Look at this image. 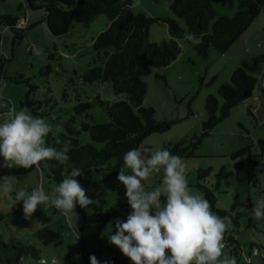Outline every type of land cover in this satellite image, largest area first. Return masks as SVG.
I'll use <instances>...</instances> for the list:
<instances>
[{"label":"rangeland","instance_id":"rangeland-1","mask_svg":"<svg viewBox=\"0 0 264 264\" xmlns=\"http://www.w3.org/2000/svg\"><path fill=\"white\" fill-rule=\"evenodd\" d=\"M50 1L56 3L54 0ZM166 5L167 0H132L131 9L151 17H173ZM236 11L237 0H234L231 6L215 5L216 17L221 14L233 16ZM2 14L17 16L21 20L19 25L24 29L21 31L22 38L16 39L14 31L0 26V54L3 55L2 58H8L5 78L0 81V123L8 118L13 107L17 111L26 109L33 115L30 108L20 105L28 88L26 81L13 80L19 74L37 86L33 93L35 99H43L47 92L46 86L50 87L48 94L54 97L50 102H55L53 111L62 117L71 115L70 112H73V106L77 103L92 101L94 105L87 112L77 115L76 119L87 113L86 120L89 123L104 121L107 116L98 100H116L124 94L116 95L109 82L84 83L77 73L97 57L92 49V39L105 28L108 21L106 16L98 15L89 23L75 22L69 34L55 36L41 20L42 9L29 8L25 0H1L0 15ZM179 23L186 28L183 19H179ZM149 33L152 43L160 44L163 39L169 38L168 25L162 21L152 22ZM258 54H264L263 13H260L224 51L210 46L208 55L203 57L181 41V52L175 59L166 66L153 68L143 77L146 94L142 104L154 109L156 119L171 120L174 123L165 132L147 136L142 145H149L153 150H157L165 142H175L180 138L199 134L201 124L206 118V96H217L218 86L229 79L233 69L242 60ZM47 66L51 70L41 74L46 71ZM258 80L259 86L254 89L252 95L234 106L229 116L202 139L201 144L194 149V157L181 158L186 166L187 182L195 181L198 168L210 167L212 176L219 168L232 169L234 160L231 153L245 145L251 146V155L259 153L257 141L258 138L264 137V95L259 89L261 87L264 90V60L260 63ZM49 104L43 103L40 111L49 109ZM54 116L55 114L52 118H42L51 126L50 132L56 134L57 129L61 127L53 119ZM79 137L83 142H91L87 132H82ZM3 164L12 162L3 161L0 157V239L5 242L31 239L40 247L39 259L26 256L23 264H67L71 261L84 264L85 251L89 255H95L100 264H116V260L131 262L117 246L108 243L107 235L109 232H115L114 224H107L96 237L93 235L94 227H89L83 222L81 211L88 213L91 205L87 208L76 205L75 211L79 217L76 221L71 214L65 215L46 204L38 205L32 217L25 219L22 202L16 203L15 193L19 190L31 191L42 186L47 194H51L55 184L48 183L37 169L23 173L17 171V166L4 167ZM263 168L264 159L259 160L254 167V182H239L230 178V186H222L221 191L217 193L216 206L230 213V216L223 217L228 225L223 243L228 242L229 234L236 239L232 245L225 244L220 259L235 257L237 264H264V219L257 220L252 212L257 201L264 199ZM162 175L163 169L153 172L145 181V189L151 191L157 187ZM212 176L209 180H212ZM77 180L86 189L89 198L98 200L104 197L111 203L118 197V191L113 187L124 189L115 177L108 176L104 167L98 171L84 173ZM5 182L12 185V192L8 195L3 193ZM189 191L191 194L201 195L193 185L189 186ZM48 225L56 227L62 234V244H41L35 238V233ZM77 232L84 238L83 242H80V237L76 239ZM252 242L260 246L259 253L250 252ZM76 254H79L78 258Z\"/></svg>","mask_w":264,"mask_h":264},{"label":"trees","instance_id":"trees-1","mask_svg":"<svg viewBox=\"0 0 264 264\" xmlns=\"http://www.w3.org/2000/svg\"><path fill=\"white\" fill-rule=\"evenodd\" d=\"M1 1V0H0ZM25 0L31 9H42V21L46 23L48 31L55 35H67L71 32L75 22L89 23L98 15H105L107 23L105 28L92 39V49L97 57L86 68L78 72L79 79L84 83L109 82L112 91L124 94L116 100H98V104L105 110L107 118L102 122L89 123L87 113L76 119V116L87 112L94 104L92 101L79 102L73 106L71 115L62 117L53 111L55 102L53 95L48 94L50 87L46 86L45 97L35 99L33 93L37 86L30 83V79L21 74L14 77V81H26L28 90L20 101L22 107L30 108L36 117L48 116L61 127L56 134L49 132L46 142L49 146L59 149L65 140L70 139V159L66 164L56 160H42L37 166L29 169L17 168L18 172L27 173L37 169L47 182L55 185L61 181L76 166L84 173L98 171L104 167L108 176L117 177L123 164V155L129 149L149 147L142 145L145 138L152 133L167 131L174 123L171 120H158L154 116L152 107H145L143 103L146 94V83L143 77L153 68L168 65L181 52V41L191 46L198 55L206 57L210 46L224 51L242 34V32L260 14H264V0H237V11L233 16L221 14L216 17L215 5L233 4L234 0H173L167 6L172 16L151 17L144 12H133L132 0ZM168 5V0H167ZM179 19H183L186 28H183ZM20 19L10 14L0 15V26L14 31V38L20 39L24 28L20 26ZM162 21L168 25L169 38L163 39L160 44L149 40V28L152 22ZM187 33L202 35L203 42L193 45L185 39ZM0 54V81L5 78V65L8 58ZM264 54L253 55L233 69L229 79L222 82L217 88V96L208 94L204 107L206 118L201 124L199 134L189 138L183 137L175 142H165L161 148H167L172 154L180 158L194 157V149L202 142L210 131L225 118L232 108L248 99L254 89L259 86L258 72ZM45 72L51 69L47 66ZM264 95V90L261 89ZM43 103H50L49 109L40 111ZM59 113V112H58ZM87 132L91 142H83L79 135ZM259 153L251 155L250 145H245L231 153L234 160L232 169L219 168L213 176L210 167L198 168L195 181L188 182V186H195L201 195L211 205L214 214L220 217L230 216L225 209L216 206L217 193L221 187L230 186V178L239 182H254V167L259 160L264 159V137L258 138ZM152 149V148H151ZM245 155V157H240ZM260 158V159H259ZM259 159V160H258ZM264 170V168H263ZM82 174V175H83ZM81 175V176H82ZM81 176L76 177L80 178ZM212 176V180L209 177ZM146 185L145 181H142ZM117 189V200L108 202L104 197L97 200V204L90 206L92 214L81 211L82 219L89 227L93 226V235L98 237L107 224H114V218L124 220L131 211L126 197L125 189ZM163 199V197H162ZM80 242L83 237L79 235ZM35 238L41 244L63 243L62 234L54 226H44L35 233ZM98 240V239H97ZM232 234L228 235L226 245L235 241ZM99 244L100 241L98 240ZM250 252L260 246L251 243ZM85 251V250H84ZM40 247L31 239L5 242L0 239V264H23L26 256L39 259ZM237 255V254H235ZM89 254L83 253L84 264H90ZM251 264V262H248ZM67 264H78L71 261ZM105 264V263H103ZM116 264H132L116 260Z\"/></svg>","mask_w":264,"mask_h":264},{"label":"clouds","instance_id":"clouds-1","mask_svg":"<svg viewBox=\"0 0 264 264\" xmlns=\"http://www.w3.org/2000/svg\"><path fill=\"white\" fill-rule=\"evenodd\" d=\"M172 2L168 0L166 6ZM185 39L193 45L203 42L202 35L195 33H187ZM51 130L45 119L31 115L26 109L11 108L8 118L0 123V157L12 162L3 166L29 169L42 160L53 159L66 164L70 159L71 140H65L59 149L49 146L46 137ZM70 168L51 194L42 186L15 193L16 203L22 202L25 219L32 217L38 205L46 204L65 215L71 214L76 221L79 219L75 211L77 204L81 208L97 204L76 179L83 170L76 166ZM161 169L160 184L151 191L146 190L142 181ZM185 172L182 159L167 148L142 147L124 153L123 166L116 179L124 186L131 211L124 220L114 218L115 232H109L107 240L132 264H237L235 257L220 259L228 225L213 213L206 198L190 193ZM11 192L12 185L5 182L3 193ZM252 212L257 220L264 219V199L257 201ZM88 213L92 214V210L88 209ZM89 261L100 264L95 255H90Z\"/></svg>","mask_w":264,"mask_h":264},{"label":"built area","instance_id":"built-area-1","mask_svg":"<svg viewBox=\"0 0 264 264\" xmlns=\"http://www.w3.org/2000/svg\"><path fill=\"white\" fill-rule=\"evenodd\" d=\"M253 252H254V253H259L260 250H259L258 248H255V247H254V248H253Z\"/></svg>","mask_w":264,"mask_h":264},{"label":"crops","instance_id":"crops-1","mask_svg":"<svg viewBox=\"0 0 264 264\" xmlns=\"http://www.w3.org/2000/svg\"><path fill=\"white\" fill-rule=\"evenodd\" d=\"M249 257H250V253H249Z\"/></svg>","mask_w":264,"mask_h":264}]
</instances>
